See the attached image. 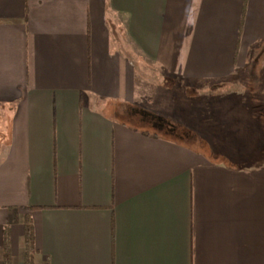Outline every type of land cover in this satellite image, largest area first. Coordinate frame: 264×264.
Masks as SVG:
<instances>
[{
  "label": "crops",
  "instance_id": "0c3cea01",
  "mask_svg": "<svg viewBox=\"0 0 264 264\" xmlns=\"http://www.w3.org/2000/svg\"><path fill=\"white\" fill-rule=\"evenodd\" d=\"M27 217L35 264H264V0H0V264Z\"/></svg>",
  "mask_w": 264,
  "mask_h": 264
},
{
  "label": "rangeland",
  "instance_id": "374dc122",
  "mask_svg": "<svg viewBox=\"0 0 264 264\" xmlns=\"http://www.w3.org/2000/svg\"><path fill=\"white\" fill-rule=\"evenodd\" d=\"M254 76V74H253ZM248 80H251L252 77L250 75V73H248ZM246 78V80H247ZM168 81V79L166 80ZM254 85H255V78H254ZM173 84H171V82L169 81V84L168 86H172ZM178 87V86H177ZM173 88L171 89L173 91V97L174 99L172 100V98H170L171 100L167 99L168 103L166 104L167 107L169 109V111L167 112V110H164L163 108V111H161L159 108L158 110L156 109V112H154L153 114L151 112H146L144 113L143 111L141 110H138L137 113L134 115V119L133 121H130L132 118H129L128 120L131 122V123H135L137 125H139V127H143L144 129L148 130V131H156V132H159L160 131V124L163 125L164 127H168L170 125V123L172 125H174L176 128H179V131L181 130L182 134L184 133V126L182 124V119L181 117H184V116H188V114H186L188 112V107H186L187 105H185L186 107V110L184 112H182L180 109L182 108V100H181V97H180V89L178 88ZM235 91V89L233 90ZM236 91H239V94H236L237 96L239 97H242L240 92L241 90L238 89ZM247 91V95L248 97L253 100L252 104H249L252 108L250 109H253L255 111V87L253 88H250ZM218 96L217 97H212L213 95H211L209 97V95L207 94L208 98H204V95H201V98H198L196 99L195 102H192L190 100L187 99V97L185 98V101H186V104H187V101H189L188 104H192V106H194V112L195 114L198 115V117L200 116L202 118L203 117H206L208 115V113H211V112H216L218 110V107H219V104L216 102V101H213L212 98H217V100L219 98H221L223 100V98L225 97V89H222V90H218ZM246 95V97H247ZM250 101V100H249ZM224 102V101H223ZM217 103V104H215ZM207 104V105H206ZM149 106H152V107H155L154 105H149ZM190 106V105H189ZM221 108H225L224 106H222ZM219 111V110H218ZM223 111V109H222ZM189 113V117H191V113L190 111L188 112ZM200 119V118H199ZM3 124H10V121L6 122H2ZM209 124L206 123V125ZM175 131V130H174ZM10 236H8L9 238ZM23 244V241L22 239L20 240L19 242V246H21ZM4 260V259H3Z\"/></svg>",
  "mask_w": 264,
  "mask_h": 264
},
{
  "label": "trees",
  "instance_id": "16d2710c",
  "mask_svg": "<svg viewBox=\"0 0 264 264\" xmlns=\"http://www.w3.org/2000/svg\"><path fill=\"white\" fill-rule=\"evenodd\" d=\"M23 246L25 249V264H35L36 255V237L32 219L27 217L24 227V241ZM5 256L3 264H12V251L10 247L9 238L6 237L4 243Z\"/></svg>",
  "mask_w": 264,
  "mask_h": 264
}]
</instances>
